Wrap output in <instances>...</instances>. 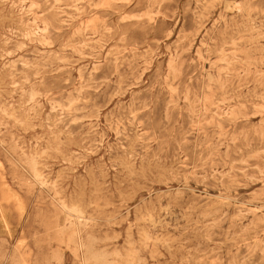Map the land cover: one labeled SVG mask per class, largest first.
Returning a JSON list of instances; mask_svg holds the SVG:
<instances>
[{"label":"rangeland","instance_id":"obj_1","mask_svg":"<svg viewBox=\"0 0 264 264\" xmlns=\"http://www.w3.org/2000/svg\"><path fill=\"white\" fill-rule=\"evenodd\" d=\"M0 134V264H264V0H0Z\"/></svg>","mask_w":264,"mask_h":264},{"label":"bare ground","instance_id":"obj_2","mask_svg":"<svg viewBox=\"0 0 264 264\" xmlns=\"http://www.w3.org/2000/svg\"><path fill=\"white\" fill-rule=\"evenodd\" d=\"M122 2H123V0H122ZM229 4V3H228ZM107 5V4H106ZM230 5H232V3L230 4ZM33 6V5H32ZM225 6H226V4H225ZM238 6H239V4H238ZM240 8V7H239ZM227 9V8H226ZM225 9V10H226ZM230 11V10H229ZM234 11V10H233ZM233 11H230V12H232L233 13ZM236 11V10H235ZM238 11V10H237ZM149 19V18H148ZM89 21V20H88ZM36 22V21H35ZM34 22V23H35ZM86 24H89V22L88 23H86ZM40 30V29H39ZM30 37V36H29ZM44 39V38H43ZM42 39V40H43ZM45 41H46V39H45ZM47 42V41H46ZM45 52V51H44ZM233 53V52H232ZM81 54V53H80ZM234 54V53H233ZM232 54V55H233ZM204 60V59H203ZM222 63V62H221ZM224 63V62H223ZM232 63V62H231ZM13 64V63H12ZM10 66V65H9ZM95 67V66H94ZM96 71V70H95ZM59 72V71H58ZM256 72H257V70H256ZM258 73V72H257ZM80 74V73H79ZM88 82V81H87ZM212 82V81H211ZM171 90V89H170ZM172 91V90H171ZM23 91H21V93H22ZM175 93V92H174ZM82 96V95H81ZM185 100H186V98H185ZM189 102V101H188ZM58 104H60V103H58ZM208 104V103H207ZM121 107V106H120ZM54 109V108H53ZM69 110H70V108H69ZM92 119V118H91ZM57 125V124H56ZM119 128V127H118ZM1 135V134H0ZM262 136V135H261ZM241 153V152H240ZM34 164H35V162H34ZM28 168V167H27ZM258 169V168H257ZM214 172V171H213ZM37 176H39V174L37 173ZM194 176V175H193ZM38 178V177H37ZM39 178H41V177H39ZM250 179V178H249ZM258 181V180H257ZM261 182V181H260ZM42 183V182H41ZM42 187H43V185H42ZM179 193V192H178ZM178 193H177V195H178ZM254 194H255V192H254ZM168 197V196H167ZM178 208V207H177ZM66 209V208H65ZM72 209H74V208H72ZM75 210V209H74ZM70 211H72L73 212V210H69V212ZM167 211V210H166ZM75 212H77V211H75ZM169 212V211H168ZM254 212V211H253ZM78 213H80V212H78ZM252 213V212H251ZM257 213V212H256ZM181 214V213H180ZM242 214V213H241ZM76 215V214H75ZM80 215V214H79ZM82 215V214H81ZM174 215H176V214H174ZM150 216V215H149ZM225 216V215H224ZM83 217V216H82ZM167 217H169V215L167 216ZM178 218V217H177ZM185 218V217H184ZM208 218V217H207ZM235 218H238V217H235ZM152 220V219H151ZM151 220H149V221H151ZM154 220V219H153ZM181 220V219H180ZM184 220V219H183ZM156 221V220H155ZM175 221V220H174ZM162 222V221H161ZM171 222H172V219H171ZM153 223V222H152ZM167 223V222H166ZM252 223V222H251ZM156 224V223H155ZM172 224V223H171ZM210 224V223H209ZM215 224V223H214ZM180 225V224H179ZM159 226V225H158ZM166 226H167V224H166ZM181 226V225H180ZM154 227V226H153ZM186 230V229H185ZM148 238V237H147ZM145 240V239H144ZM22 244V243H21ZM57 244H58V242H57ZM264 245V244H263ZM24 246V244H22L21 245V247H23ZM54 246H55V241H53V239L52 240H49V242H48V247H49V249H53L54 248ZM35 247H36V251H32V249H30V248H27V253L24 251V253H23V255L25 254V255H27L28 254V256L29 257H34V259H33V264H62L63 263V259L61 258V257H59L58 256V254H57V252L56 251H53V252H51V254H49L46 258H43V251H42V249H41V244H40V242H37V244H35ZM83 247H84V245H83ZM88 253V252H87ZM101 255V254H100ZM116 255V254H115ZM96 257V256H95ZM218 260V259H217ZM243 261H245V260H243ZM212 262H214V261H212ZM220 262V261H219ZM234 262V261H233ZM24 264H31L30 263V259L28 258V259H25V262H24ZM216 264V263H215ZM235 264V263H234Z\"/></svg>","mask_w":264,"mask_h":264}]
</instances>
